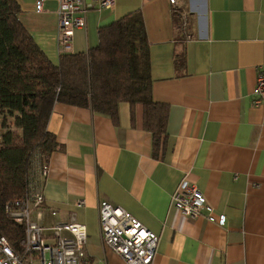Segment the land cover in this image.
<instances>
[{
  "label": "crops",
  "instance_id": "0c3cea01",
  "mask_svg": "<svg viewBox=\"0 0 264 264\" xmlns=\"http://www.w3.org/2000/svg\"><path fill=\"white\" fill-rule=\"evenodd\" d=\"M36 1L16 0L18 18L56 63L57 0H42L40 11ZM131 11L142 17L166 135L153 152L138 103L119 102L112 119L55 102L46 128L57 147L40 181L43 224L72 216L86 230L82 264H125L101 238L98 206L107 201L158 235L154 264H264V104L252 101L264 69V0H114L86 12L72 53L96 46L98 28ZM182 178L223 224L175 210Z\"/></svg>",
  "mask_w": 264,
  "mask_h": 264
},
{
  "label": "trees",
  "instance_id": "16d2710c",
  "mask_svg": "<svg viewBox=\"0 0 264 264\" xmlns=\"http://www.w3.org/2000/svg\"><path fill=\"white\" fill-rule=\"evenodd\" d=\"M16 0H0V110L13 118L0 136V233L17 245L22 223L4 205L24 194L31 162H47L56 149L46 123L55 102L89 107L115 119L118 103L142 105L152 151L166 135L167 107L151 97L148 42L140 12L131 11L98 28V44L86 53L50 61L18 18ZM133 113V110H132ZM155 155V153H154Z\"/></svg>",
  "mask_w": 264,
  "mask_h": 264
},
{
  "label": "built area",
  "instance_id": "2783aa9c",
  "mask_svg": "<svg viewBox=\"0 0 264 264\" xmlns=\"http://www.w3.org/2000/svg\"><path fill=\"white\" fill-rule=\"evenodd\" d=\"M175 4V0H169ZM114 0H57V51L72 53L73 30L85 26V14L94 7L110 8ZM35 8L42 9V0ZM253 90V103L264 104V69H258ZM35 154L30 168L29 183L24 194L8 201L4 213L16 223H22L23 237L13 245L0 233V264H82L85 256V226L70 217L66 221L43 224V194L40 181L47 175V162L37 165ZM48 159V156L46 157ZM175 210L182 216H204L208 221L223 224L225 216L213 214L212 206L197 186L182 178L171 195ZM78 200L77 204H81ZM51 215L55 211H50ZM98 226L104 243L125 264H154L158 235L145 227L122 207L107 201L98 206Z\"/></svg>",
  "mask_w": 264,
  "mask_h": 264
},
{
  "label": "rangeland",
  "instance_id": "374dc122",
  "mask_svg": "<svg viewBox=\"0 0 264 264\" xmlns=\"http://www.w3.org/2000/svg\"><path fill=\"white\" fill-rule=\"evenodd\" d=\"M13 118L0 110V136L12 125Z\"/></svg>",
  "mask_w": 264,
  "mask_h": 264
},
{
  "label": "bare ground",
  "instance_id": "6f19581e",
  "mask_svg": "<svg viewBox=\"0 0 264 264\" xmlns=\"http://www.w3.org/2000/svg\"><path fill=\"white\" fill-rule=\"evenodd\" d=\"M101 234V233H100ZM101 238H102V236H101ZM102 240H103V238H102Z\"/></svg>",
  "mask_w": 264,
  "mask_h": 264
}]
</instances>
